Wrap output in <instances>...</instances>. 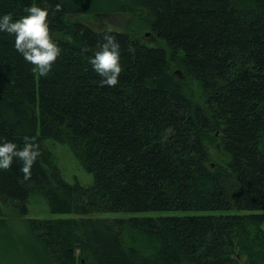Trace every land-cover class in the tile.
Here are the masks:
<instances>
[{
  "label": "trees",
  "instance_id": "16d2710c",
  "mask_svg": "<svg viewBox=\"0 0 264 264\" xmlns=\"http://www.w3.org/2000/svg\"><path fill=\"white\" fill-rule=\"evenodd\" d=\"M32 2L0 0V14H27ZM49 5L62 53L47 75L0 33V135L35 137L41 149L28 178L18 159L0 169V224L6 212L26 216L34 194L52 214L82 216L22 219L32 264H264V0ZM120 13L161 44L113 30L124 69L101 86L89 58L107 29L71 16ZM53 144L67 145L93 183L67 182ZM150 211L193 215L93 217Z\"/></svg>",
  "mask_w": 264,
  "mask_h": 264
},
{
  "label": "clouds",
  "instance_id": "9594fccd",
  "mask_svg": "<svg viewBox=\"0 0 264 264\" xmlns=\"http://www.w3.org/2000/svg\"><path fill=\"white\" fill-rule=\"evenodd\" d=\"M62 6L60 2L55 4L56 10ZM26 13L18 17H14L12 12L0 14V33L12 34L15 49L33 65V71H38L42 76L47 75L62 53L59 40L50 28L49 0H33L26 8ZM121 52L117 34L111 28L104 30L102 39L89 58L92 68L100 76L101 86L119 83L124 69ZM23 140L21 145L16 140L0 135V169L10 168L14 160L18 159L22 162L20 171L28 178L41 149L35 137L25 135Z\"/></svg>",
  "mask_w": 264,
  "mask_h": 264
},
{
  "label": "rangeland",
  "instance_id": "374dc122",
  "mask_svg": "<svg viewBox=\"0 0 264 264\" xmlns=\"http://www.w3.org/2000/svg\"><path fill=\"white\" fill-rule=\"evenodd\" d=\"M92 26L96 31L111 28L115 31H134L144 39L148 45H159L161 42L155 38L153 33L137 20L132 13L120 14H82L71 16ZM176 72H179L176 71ZM197 88L196 84H191ZM53 150L57 157L60 169L64 178L69 183L79 182L82 185L93 183V175L89 173L80 163L76 155L67 145L53 144ZM212 158L215 162H222L225 156L212 149ZM28 214L23 217L15 216L9 212L5 213L6 225L0 224V264H32L35 245L22 219H53V218H79L77 213L52 214L45 198L42 195L34 194L28 203ZM189 212L182 211H150V212H101L93 215L99 219H129V218H159V217H184L190 216ZM40 264H44L41 263Z\"/></svg>",
  "mask_w": 264,
  "mask_h": 264
}]
</instances>
